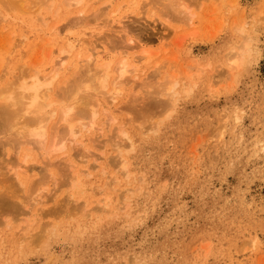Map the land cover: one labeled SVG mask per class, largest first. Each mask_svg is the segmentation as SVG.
Returning a JSON list of instances; mask_svg holds the SVG:
<instances>
[{
  "label": "rangeland",
  "instance_id": "obj_1",
  "mask_svg": "<svg viewBox=\"0 0 264 264\" xmlns=\"http://www.w3.org/2000/svg\"><path fill=\"white\" fill-rule=\"evenodd\" d=\"M21 1L0 0V105L51 80V132L0 133V264H264V0ZM93 48L95 116L52 151Z\"/></svg>",
  "mask_w": 264,
  "mask_h": 264
},
{
  "label": "bare ground",
  "instance_id": "obj_2",
  "mask_svg": "<svg viewBox=\"0 0 264 264\" xmlns=\"http://www.w3.org/2000/svg\"><path fill=\"white\" fill-rule=\"evenodd\" d=\"M98 55L99 53L98 51H96V48H93L91 54L89 55L88 62L84 66L85 69H83V71L78 72L74 80L72 79L73 80L72 85L69 86L68 84L69 88L66 89V93L68 95L66 94V96L68 97L70 96L69 99L71 100H76L74 102H76L78 109L77 108L75 109V107L72 106H65L66 104L65 102L69 101L68 97L65 98V100L67 99L68 100L64 102L65 103L63 104L64 109L62 107V111L60 112L61 121L63 122L62 125H64L65 128H63L62 130H60V128H56L52 132L55 135V137L54 136L51 137L53 138L52 139L53 141H51L50 143L51 145L49 146V148H51L52 151L53 150L57 151L56 149L60 145L61 146L64 145V142H67V140H70L77 135L78 133L77 127L79 128L78 124H80L81 126H85L87 120L88 119L91 120L95 116V107H96L97 99L101 97V93L98 92L97 89L102 88L105 85L107 81L106 78L108 77L107 76L108 68L106 66L107 64L105 65L97 62L96 63L97 65L95 67L92 66L94 61L95 60L97 61L99 59ZM63 61L64 59L59 60V62L55 65V67H53V71L55 72L56 76L58 75L61 68H63L62 66H65ZM122 66L123 67L120 68V71H118L119 74L115 80L117 84L122 83V81H124L126 74L128 73L126 64H122ZM21 79L23 80V82L22 84L17 85L18 92L6 93L5 94L6 96L4 97L3 102L1 103L2 105H0V115H1L0 133L4 130L9 131V130L18 129L21 124V120H23L24 118L20 128V133L18 134L19 135L23 134V136H25L28 140L31 141L30 144H32V146L33 144L36 143L39 145H43L44 140L47 138V136L49 137L51 132V131L49 132V130L46 131L44 127L45 119L46 118L49 119L50 116L49 114H45L44 111L41 113H44L45 115L44 114L40 115L39 112L41 111V109L44 110L46 105H44L45 103L43 104V102H40V99L45 101L44 95L43 96L41 95L40 98L39 94L42 88L44 89L46 88L47 91V89L51 86V80L45 81V83L44 82L41 83L39 76L32 72L23 74L21 76ZM98 90H102V89H98ZM95 91L96 93H94ZM74 110H78L77 112L78 115L74 116V112H73ZM54 113H56V111H54ZM59 134H62L63 137H61ZM2 142L3 141H1V143ZM5 143L6 142H4V144ZM8 197L10 196H7V198Z\"/></svg>",
  "mask_w": 264,
  "mask_h": 264
}]
</instances>
